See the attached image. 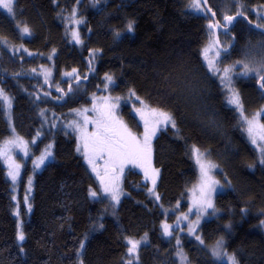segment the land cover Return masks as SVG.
I'll return each instance as SVG.
<instances>
[{"label":"trees","instance_id":"trees-1","mask_svg":"<svg viewBox=\"0 0 264 264\" xmlns=\"http://www.w3.org/2000/svg\"><path fill=\"white\" fill-rule=\"evenodd\" d=\"M192 1L15 0L12 14L0 9V86L12 97L9 109L0 102V144L13 125L21 136L36 141L35 154L53 146V160L40 171L26 163L20 212L0 162V264H79L81 259L83 264H127L128 240L145 234L148 241L133 264H180L179 247L191 264H227L209 250L220 239L239 264H264V164L223 85L203 61V49L213 35L208 27L212 20L208 13L190 11ZM210 3L220 20L236 14L242 4L255 23L251 8L264 7V0ZM75 9L85 19L87 35L81 47L70 42L65 24ZM130 21L132 32L127 31ZM20 26L28 27L31 36L21 38ZM221 40L223 47L230 45L223 52L231 63L246 55L256 60L264 56V34L244 19ZM44 65H52L51 81L36 74ZM74 69L76 74L68 77ZM106 76L112 77L116 96L134 93L175 118L177 128L164 127L153 144L159 199L135 168L126 172L119 203L102 197L97 175L77 151L76 134L56 120L88 105ZM257 81L251 76L235 82L248 115L264 104ZM121 112L134 130L142 131L128 103ZM193 146L217 165L224 188L216 198V214L196 234L178 221V213L189 208V191L198 175ZM30 179L27 207L22 197ZM91 191L101 197H92ZM165 225L171 235L165 234ZM20 231L25 235L22 242L17 239Z\"/></svg>","mask_w":264,"mask_h":264},{"label":"rangeland","instance_id":"rangeland-1","mask_svg":"<svg viewBox=\"0 0 264 264\" xmlns=\"http://www.w3.org/2000/svg\"><path fill=\"white\" fill-rule=\"evenodd\" d=\"M15 2V0H14ZM201 2V1H200ZM193 3V1H192ZM191 3V5H192ZM190 5V11L196 12L199 14H205L204 12H197L195 11ZM14 6V4H13ZM201 7H204L201 2ZM2 9V8H0ZM6 13V9H2ZM251 12L254 13V17L256 19L257 23L264 24V19L261 17H264V7L262 6H256L251 8ZM76 15L67 16L66 19V27L69 29L68 34L70 37V42L76 46L81 47L85 43L86 39V30L84 29L85 25V19L81 18L78 14L77 9H75ZM77 20H82L83 23H76ZM26 26H20V31L23 30V28ZM78 32L79 38L82 41V43H76L72 33ZM225 41V40H223ZM221 40V42H223ZM208 44L204 47L202 52V57L205 65L208 67V69L213 73L215 77H217L223 85L224 90L226 91L227 98H230L231 91L235 90L239 94L242 109L237 108L235 105H230L235 110L238 111V114L240 116V122L243 126V129L248 136L247 138L251 142V138L249 137V134L247 132L248 125L246 123L247 120H254L257 123L264 124V113L257 115L258 112L261 111V109H264V104L262 107H260L257 111H254L252 115H248L246 112L245 104L243 102V94L237 89L236 87V81L239 77H245L243 75H237L238 73L243 72V67L240 64H236L235 62H229L227 55L224 54L223 50L221 51L219 47L216 44L214 35L209 38L207 41ZM223 45V43H222ZM229 44L225 45L224 47L226 49L229 48ZM207 49V51H206ZM251 59L249 55H246L244 59H241L239 61H244L245 63H248ZM212 63V67L210 68L209 62ZM224 69H229V72L227 73L228 77H231V84H228L225 80L226 73L224 72ZM53 69L52 65H44L39 70L36 71V74L41 76L44 81H51L53 79ZM76 74L75 72H72L71 76H74ZM263 74V73H262ZM68 75V77H71ZM254 77L257 80L259 79L258 76H254L253 74H250L247 77ZM114 84L113 80L110 83L108 80H106V83L104 86L100 89V91L96 94H93L91 96V102L88 105L79 106L77 108H74L67 112L66 117H56V120L58 123L62 122V126L67 127L70 131L76 134L79 142V148L80 152L84 156L89 168L91 171H93L97 175L99 186L101 188L102 197L109 198L111 201H113L115 204L119 203L111 198L110 193H106L104 191V188L107 187H113L118 185L119 191L121 192L119 201L122 199V197L125 195L124 191V178L126 176V172L130 168H135L139 172H141L145 178V180L149 183V189H152L150 192L154 197H157L156 187L159 180L160 170L159 174L156 178V184L155 187L152 184L151 178L145 177V170L147 169L149 172V176L151 175L152 169H157L154 164V151H153V144L156 136L159 134V132L164 128H161L157 131L156 135L151 137L150 145H151V153L150 158L149 157H133V156H121L118 159H110L109 155L105 152L103 154V158H101L98 155H95L91 149H92V141H93V134H98L100 136H104L106 134V129H109L107 132V135H112L113 132L120 133L121 131V125L126 127L129 132L132 133L138 140L143 143V134L145 131V120L149 122V127L153 126V117L150 115V109L155 108L152 105H150L147 101L144 99L139 98L134 93H130L131 95L127 96L126 98L116 96L111 92V86ZM0 89H3L0 86ZM4 93L10 98L11 105H12V97L4 90ZM137 97L139 99H137ZM0 102L6 106L7 109H9L8 104L2 100ZM126 102L130 105V108L132 110V113L136 116L139 123L142 125V131L137 132L134 130L125 120V118L122 115L121 107L123 103ZM11 108V107H10ZM138 109L142 110L143 112V119L141 118V111H137ZM11 110V109H10ZM8 110V111H10ZM11 116V115H10ZM9 116V118H10ZM47 116L45 117V121H47ZM12 133L8 138H6L2 143L0 144V162L4 165L8 179L10 180L12 184V188L14 190L13 198L17 204V212H20L19 210V202H20V181L26 166L27 162H31L32 168L34 172L40 171L48 162L53 160V146L51 145V148H49L47 145L40 154H35L34 152V143L36 141L28 140L21 136L11 125ZM85 138H87L88 141V150H85ZM113 139H119V135L113 136ZM25 144H27V149L25 150ZM252 144V143H251ZM264 144V142L257 141L256 145H253L257 151L261 155L260 147L259 145ZM46 151L51 152V156H49L42 164H39V167H37V163H39V158L45 154ZM202 152V151H201ZM88 157H91L94 160L95 164V171L93 170V164H90L88 162ZM194 161L197 167V179L192 185L190 191H189V208L185 212L178 213V221L184 224L191 234H196L197 231L201 228L202 224L211 219L216 214V198L219 193L224 191L222 183L219 181L217 175H216V168H212L208 172V179L209 181H219V184L215 186V189L211 191L210 199L212 201V204L214 205L215 212L213 209L209 208L206 212H197V204L196 201L201 199V186H202V174L199 164L196 163V157L193 153ZM206 162H211L214 164L208 157V154L205 156ZM14 165H19V175L17 176V179L15 181L12 180V178L8 175L9 171L13 170ZM97 166H99V169H97ZM115 168L116 171L113 173L112 169ZM122 169V170H121ZM103 180V182H102ZM32 185H33V179L29 180L28 189L25 191V194L22 198H24V202L29 206V198L31 196L32 192ZM100 193H98V196L96 198L101 197ZM27 197V199H25ZM191 210V211H190ZM187 216V219L185 220L184 217ZM145 237V236H144ZM143 237V238H144ZM141 240V239H140ZM136 241V240H133ZM148 237L146 239L147 243ZM142 243L138 248V257H139V249L143 245ZM216 243L209 247L210 252L212 253L213 248L215 247ZM225 246V245H224ZM226 249V247H225ZM227 251V250H226ZM178 252H182L184 256L187 257L185 251L183 248L179 247ZM131 259L133 260V263L138 262L135 260L133 256H131ZM179 263L180 264H191L188 257L186 261H182L180 256H178ZM219 263L228 262L226 260H217Z\"/></svg>","mask_w":264,"mask_h":264},{"label":"snow or ice","instance_id":"snow-or-ice-1","mask_svg":"<svg viewBox=\"0 0 264 264\" xmlns=\"http://www.w3.org/2000/svg\"><path fill=\"white\" fill-rule=\"evenodd\" d=\"M96 3H100V0H96ZM204 5H207V0H203ZM13 4L14 0H0V8L6 9L9 14L13 13ZM191 7L197 11V12H204V13H210L212 17L216 16V13L212 11L210 7H201L200 0H193V3ZM244 6L241 4V10L237 11L235 15H223L222 19L225 22L224 24H221L219 21L216 23H210L209 29H215L218 27H222L227 29L228 25H231L234 20H236L239 17H244ZM73 16L76 15L75 10H73L72 13ZM264 19V17H261ZM76 23H83L82 20H77ZM251 23V21H249ZM255 28L260 29L262 34H264V24H255ZM134 28V21H130L127 24V31L132 32ZM20 37L23 38L25 36H31V30L28 27H24L22 31H20ZM73 38L76 43H82V41L79 38L78 32L72 33ZM116 36H120V33L117 32ZM0 42H4L0 40ZM260 47L264 48V41H261ZM207 51V49H206ZM223 51L227 52V49H223ZM31 55V53H29ZM94 55V53H93ZM213 62H209L210 68L212 67ZM236 64H240L243 67V72L238 73L237 75H243L245 77L249 76L250 74H253L254 76L259 77V88L264 90V56H262L259 60H256L255 58L251 59L248 63H245L244 61H236ZM35 71V69H33ZM75 72V69L73 70ZM224 72L226 73L225 80L228 84H231V77L227 76V73L229 72V69H224ZM66 75L71 76L72 73H67ZM106 79L111 83L112 77L106 76ZM72 91V88H69V92ZM137 99H139L137 97ZM0 100L6 102L8 104V107H11V100L10 98L4 93L3 89H0ZM228 103L230 105H235L237 108L242 109L241 100L239 97V94L235 92V90L231 91L230 98L228 99ZM137 111H141V118L143 119V112L142 110L138 109ZM264 113V109H261L260 112L257 113V115H260ZM150 115L153 117V126L149 127V122L145 120V131L143 134V143H141L140 140H138L134 135H132L131 132L128 131L126 127L121 125V131L120 133L113 132L112 135H107V132L109 129H106V134L104 136H100L98 134H93V141H92V149L91 151L95 154L103 158V154L106 152L110 159H118L121 156H133V157H149L151 153V145L150 140L151 137L155 136L157 131L163 127L171 126L172 128H177L176 121L174 116L171 112L166 111L162 108H151L150 109ZM248 128L247 132L249 134V137L251 138V143L253 145L257 144V141L264 142V124L257 123L254 120H247L246 121ZM119 135V139L114 140L113 136ZM51 148V145L48 146ZM88 141L87 138H85V150H88ZM260 151H261V158L260 163L264 164V144L259 145ZM27 149V144H25V150ZM77 151H80L79 146L77 147ZM193 153L196 157V163L199 164L202 174V186H201V199L196 201L197 204V212H206L207 209L211 208L215 212L214 205L212 204V201L210 199L211 191L215 189V186L219 184V181H209L208 179V172L212 168H216L217 165L212 164L211 162L205 161L206 153L201 152L198 148H195L193 146ZM49 156H51L50 151H46L44 155H42L39 158V163H37V167H39V164H42ZM88 162L90 164H93V170L95 171V164L94 160L91 157H88ZM19 165H14L13 170L9 171L8 175L12 178L13 181L17 179V176L19 175ZM122 170V169H121ZM159 174V169H152L151 175L149 176V172L146 169L145 170V177L151 178L152 184L155 187L156 184V178ZM99 175V173H97ZM103 182V180H102ZM104 191L106 193L111 194V198L117 202H119V198L121 195V192L119 191L118 185L113 187H105ZM150 192L152 189L149 190ZM90 195L92 197H96L97 193L95 191H91ZM27 199V197L25 198ZM157 199L159 197L157 196ZM191 211V210H190ZM184 219H187V216L184 217ZM264 224V222H262ZM165 234L171 235V233L168 231L169 225H165ZM18 241H24L25 235L23 231H20L17 235ZM147 239V236L145 234V237L141 240L133 241L131 239L128 240V244L130 247H128V253L135 258L136 261H138V248L142 243H145ZM199 240L200 237H197ZM84 248V244H80V249L82 250ZM23 251V249H21ZM80 252L78 250L77 255L79 256ZM178 256H180L182 261H186L187 257L183 255L182 252L177 253ZM212 255L217 260H226L228 264H239V260L237 259V256L235 253L229 254L224 246L223 239H220L216 242L215 247L212 250ZM79 264H83V260L81 259L79 261ZM127 264H133V260L129 259L127 261Z\"/></svg>","mask_w":264,"mask_h":264},{"label":"water","instance_id":"water-1","mask_svg":"<svg viewBox=\"0 0 264 264\" xmlns=\"http://www.w3.org/2000/svg\"><path fill=\"white\" fill-rule=\"evenodd\" d=\"M200 1L202 2V5H203L204 7H210V8L212 9V11H214V12L216 13V11H215V10L213 9V7L211 6L210 0H207V5H204L203 0H200ZM208 15L210 16V18H211V20H212L211 23H216L217 21H219L221 24H224V23H225V22L223 21V19H222V20L219 19L217 13H216V16H215V17H212L210 13H208ZM233 15H235V14H233ZM239 19H244V20L250 25L251 28H253V29H255V30L261 32L260 29H257V28L254 27V25L257 24V23L251 21V19L249 18V16H247L246 14H244V17H239V18H237L236 20H234L233 23H232L231 25H228V26H227V29L222 28V27H218V28H215V29H211V31L213 32V35H214V37H215L216 44H217V46L219 47L220 50H223V46H222L221 36H220V34H221V33H231L232 29L234 28L235 24L237 23V21H238ZM249 21H251V23H249ZM263 74H264V73H263ZM258 81H259V79H258ZM258 81H257V87H258V89L264 94V90H262V89L259 88V83H258ZM97 169H99V166H97ZM115 171H116V169L113 168V169H112V172L114 173Z\"/></svg>","mask_w":264,"mask_h":264},{"label":"flooded vegetation","instance_id":"flooded-vegetation-1","mask_svg":"<svg viewBox=\"0 0 264 264\" xmlns=\"http://www.w3.org/2000/svg\"><path fill=\"white\" fill-rule=\"evenodd\" d=\"M230 34H231V33H221L220 36H222V35H225V36H226V35H230ZM223 48H224V47H223Z\"/></svg>","mask_w":264,"mask_h":264}]
</instances>
